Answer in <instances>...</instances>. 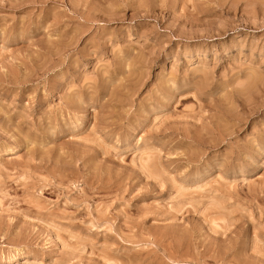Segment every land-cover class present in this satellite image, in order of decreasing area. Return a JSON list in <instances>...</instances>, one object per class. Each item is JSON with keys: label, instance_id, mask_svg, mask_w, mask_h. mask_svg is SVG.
Instances as JSON below:
<instances>
[{"label": "rangeland", "instance_id": "374dc122", "mask_svg": "<svg viewBox=\"0 0 264 264\" xmlns=\"http://www.w3.org/2000/svg\"><path fill=\"white\" fill-rule=\"evenodd\" d=\"M0 264H264V0H0Z\"/></svg>", "mask_w": 264, "mask_h": 264}]
</instances>
